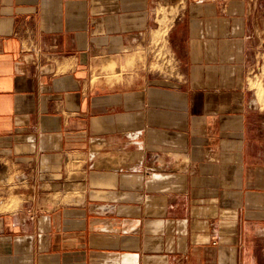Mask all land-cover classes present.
Listing matches in <instances>:
<instances>
[{"label":"crops","instance_id":"0c3cea01","mask_svg":"<svg viewBox=\"0 0 264 264\" xmlns=\"http://www.w3.org/2000/svg\"><path fill=\"white\" fill-rule=\"evenodd\" d=\"M156 1L0 0V264H264V0H182L172 78Z\"/></svg>","mask_w":264,"mask_h":264},{"label":"rangeland","instance_id":"374dc122","mask_svg":"<svg viewBox=\"0 0 264 264\" xmlns=\"http://www.w3.org/2000/svg\"><path fill=\"white\" fill-rule=\"evenodd\" d=\"M182 0H157L155 2L154 8V28L151 31L150 38L144 48L140 51L139 62L142 65L145 63V57L149 61V70L159 73L167 78H172L177 76L176 64L173 54L170 50L167 40L168 28L174 23L177 17L181 14L183 9ZM132 70L126 67H118L114 74L109 78L104 75H97L96 68L92 70L93 82H98V80L107 79H121L126 75H132ZM262 74L264 76V68L262 69ZM255 81H251V87L255 88L257 92L261 91V86L255 77Z\"/></svg>","mask_w":264,"mask_h":264}]
</instances>
